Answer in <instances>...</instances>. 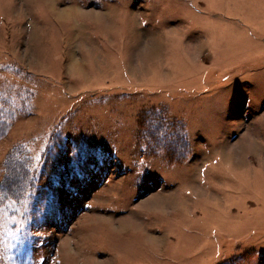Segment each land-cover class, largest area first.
<instances>
[{"label": "rangeland", "instance_id": "1", "mask_svg": "<svg viewBox=\"0 0 264 264\" xmlns=\"http://www.w3.org/2000/svg\"><path fill=\"white\" fill-rule=\"evenodd\" d=\"M0 264H264V0H0Z\"/></svg>", "mask_w": 264, "mask_h": 264}, {"label": "snow or ice", "instance_id": "2", "mask_svg": "<svg viewBox=\"0 0 264 264\" xmlns=\"http://www.w3.org/2000/svg\"><path fill=\"white\" fill-rule=\"evenodd\" d=\"M75 154H76V149L74 148L73 149V155L75 156Z\"/></svg>", "mask_w": 264, "mask_h": 264}, {"label": "bare ground", "instance_id": "3", "mask_svg": "<svg viewBox=\"0 0 264 264\" xmlns=\"http://www.w3.org/2000/svg\"><path fill=\"white\" fill-rule=\"evenodd\" d=\"M158 202H159V200H158ZM159 204V203H158Z\"/></svg>", "mask_w": 264, "mask_h": 264}]
</instances>
